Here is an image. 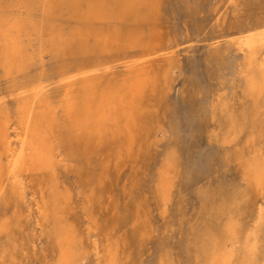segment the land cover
<instances>
[{"label": "rangeland", "instance_id": "1", "mask_svg": "<svg viewBox=\"0 0 264 264\" xmlns=\"http://www.w3.org/2000/svg\"><path fill=\"white\" fill-rule=\"evenodd\" d=\"M22 1L0 0V8ZM33 1L39 15L41 0ZM154 2L156 12L149 19L102 27L103 34L119 28L159 39L161 51L144 64L152 86L142 99L133 134L124 132L122 138L101 145L67 139L62 151L69 157L66 166L56 167L49 179L33 176L24 201L8 191L0 201V264H58L55 230L60 227L79 243L80 258L85 259L77 264H106L109 252L114 264H196L205 232H219L222 243L229 215L238 218L242 233L254 226L252 205L257 198H243L247 188L243 167L252 155L264 160V112L253 113L252 100L242 92L244 81L236 74L240 57L230 49L208 45L235 39L234 28L264 19V0ZM56 8L63 12L55 14V25L73 29L71 6ZM97 51L90 48L84 54L72 46L65 57L46 51L20 78L46 76L65 63L110 58ZM127 75L123 68H100L91 74L101 77L102 83ZM10 84L0 67V93ZM7 109L13 111L12 100ZM243 112L248 123L233 133L229 120L243 119ZM61 137L67 135L62 132ZM160 177L169 186L168 200L161 202ZM45 181L51 187L57 184L53 188L59 201L68 198L66 203L60 201V214L47 220L35 206L40 193L32 197ZM231 195L237 201L228 207Z\"/></svg>", "mask_w": 264, "mask_h": 264}, {"label": "bare ground", "instance_id": "2", "mask_svg": "<svg viewBox=\"0 0 264 264\" xmlns=\"http://www.w3.org/2000/svg\"><path fill=\"white\" fill-rule=\"evenodd\" d=\"M154 1L41 0L39 15L35 14L37 4L34 6L33 0L0 8V67L6 81L11 83L5 93H0V201L8 191L24 201L26 191L33 184V176L49 179L56 167L66 166L69 157L62 151L68 143L67 139L101 145L108 139L122 138L124 132L133 134L131 130L136 127L142 99L152 86V77L144 64L161 51L159 39L119 28L109 29L103 34L102 27L149 19L156 12ZM227 2L232 3L233 0ZM65 5L72 8L73 29L69 30L55 25V14L63 12L56 7ZM217 14L219 16L220 11ZM233 32L235 39L215 41L208 47L230 49L240 57L242 63L237 66L236 74L244 81V91H241L246 99L252 100L253 113L264 112V19L242 23ZM89 40L93 42L90 47L86 45ZM72 46L84 54L90 48H96L101 57L109 55L110 58L73 65L65 63L46 76L30 80L20 78L46 51L52 57H65ZM114 64L117 66L111 67ZM100 68H123L128 75L122 80L110 79L102 83L101 77L91 76ZM54 92L55 96L52 95ZM8 100L14 103L11 112L7 109ZM246 115L243 112L240 116L243 119L229 120L233 133L248 123ZM256 116L253 115L252 119ZM62 132L67 137H61ZM167 173L163 174L164 178ZM243 173L247 184L243 198H257L252 205L256 207L254 226L247 227L242 233L238 218L229 215L222 243L217 237L219 232L213 229L205 232L196 264H264V160L252 155L245 163ZM160 178L158 194L161 202L168 200L166 191L169 186L166 178ZM48 182L39 185L37 193L32 195L36 198L40 193V201L35 206L44 220L51 214L58 216L59 204L62 205L60 201L67 198L64 191L66 197L59 201L54 189L57 184L53 188L51 184L47 185ZM46 189L47 198V193L44 194ZM65 200V203L68 202ZM236 201L237 196L231 195L227 206H233ZM2 223H5L4 219ZM55 231L58 264H77L85 259L80 258L79 243L72 232H67L64 227ZM228 243L232 247H228ZM236 244L238 249L235 251ZM95 250L97 254V247ZM8 258L11 260V257ZM113 259L112 252L106 254V264H114Z\"/></svg>", "mask_w": 264, "mask_h": 264}]
</instances>
